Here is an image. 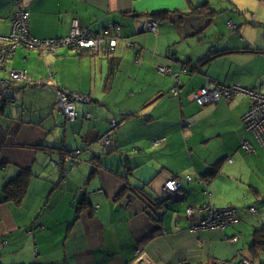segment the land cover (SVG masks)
I'll return each instance as SVG.
<instances>
[{
    "label": "crops",
    "instance_id": "0c3cea01",
    "mask_svg": "<svg viewBox=\"0 0 264 264\" xmlns=\"http://www.w3.org/2000/svg\"><path fill=\"white\" fill-rule=\"evenodd\" d=\"M16 8L29 12L39 40L67 36L76 19L94 32L119 25L120 41L109 57L18 48L0 72L8 79L25 70L34 84L13 83L0 111V264L235 262L243 238L264 224V149L242 122L252 101L239 95L198 107L188 95L215 83L264 94V0H0L1 37ZM164 12V21L151 18ZM57 90L88 99L75 104L73 122L56 109ZM111 121L113 143L102 146ZM21 172V197H5ZM175 176L207 186L183 182L172 200L162 187ZM208 201L234 207L239 222L192 232L200 218L187 208ZM233 236L239 241L229 244Z\"/></svg>",
    "mask_w": 264,
    "mask_h": 264
},
{
    "label": "built area",
    "instance_id": "2783aa9c",
    "mask_svg": "<svg viewBox=\"0 0 264 264\" xmlns=\"http://www.w3.org/2000/svg\"><path fill=\"white\" fill-rule=\"evenodd\" d=\"M30 14L26 10L16 8L12 15L10 25L11 30L8 37L0 36V72L2 71L5 63L14 55L18 48H26L29 50H41L47 54H54L57 50L66 48L75 53L83 50L92 51L109 57L113 54L117 43L120 41L119 25L107 27L99 32H94L89 28L82 27L78 20L74 19L71 23L70 32L67 36L59 39H46L39 40L30 35L28 30ZM227 26L234 34L236 27L232 22H228ZM153 31L154 29L151 28ZM158 72L160 75H173L179 83L176 74H172L167 67H159ZM186 69H183V73ZM13 83H29L33 86L29 76L25 70L11 71L8 79H0V111L8 105L11 101L5 97L7 91L11 89ZM170 94L178 98L179 92L177 89L171 90ZM56 109L61 116L68 122L74 121L76 113V103L86 104L88 99L85 96L75 93H69L64 90H57ZM239 95L247 96L251 99L252 104L250 109L242 117L245 133H251L264 149V94L255 93L239 86H227L224 84H206L203 88L193 91L188 95L191 102L200 107L217 104L221 100L231 101ZM110 129L114 130L116 124L114 121L107 122ZM163 141V140H162ZM111 142L110 134L105 135L100 139L102 146H107ZM156 143H159L157 141ZM155 144V142H154ZM240 148L246 152H251L252 148L250 143L244 138L240 141ZM193 183L194 179L190 176L185 177H171L168 179L163 187L162 192L169 198L180 199L182 184ZM198 185L206 188L207 182L205 179L199 177L195 180ZM207 194V192H204ZM250 213L255 212V208H249ZM188 217L193 215L199 216L200 220L196 225L190 227L192 232L204 231L209 229H224L233 226L238 222V211L234 207H227L223 209L214 208L211 203L205 202L199 206H190L186 210ZM238 242L236 236L228 239L229 244ZM235 262H221L219 264H248L241 251L235 254Z\"/></svg>",
    "mask_w": 264,
    "mask_h": 264
},
{
    "label": "trees",
    "instance_id": "16d2710c",
    "mask_svg": "<svg viewBox=\"0 0 264 264\" xmlns=\"http://www.w3.org/2000/svg\"><path fill=\"white\" fill-rule=\"evenodd\" d=\"M206 7H199L197 8L196 10H199V11H205ZM207 9V8H206ZM195 10V11H196ZM208 13L206 14H209V15H215V11H213L212 9H209L207 10ZM168 17V13L164 12V13H158V14H154V15H151V18L156 20V21H164L166 20ZM229 52H233V51H222V52H215V53H212L208 56H206L204 59H202V62H209L210 60L216 58V57H220V56H223ZM77 54V53H76ZM78 55H80L78 53ZM110 74L111 72L113 71V68L110 67ZM187 72V70H186ZM185 72V73H186ZM171 95V94H170ZM172 96V95H171ZM173 97V96H172ZM221 101H224V100H221ZM197 105V104H196ZM198 106V105H197ZM200 107V106H198ZM204 107V106H203ZM88 117V116H87ZM77 119V116L75 118V120ZM68 122V121H66ZM73 122V121H71ZM115 122V121H114ZM116 124V122H115ZM108 126V125H107ZM116 127H117V124H116ZM109 128V127H108ZM110 129V128H109ZM116 129V128H115ZM114 129V130H115ZM114 130L110 129V132H108V134H110L111 136V142L110 144L113 143V132ZM106 134V135H108ZM100 141V140H99ZM109 144V145H110ZM108 146V145H107ZM217 173V170L212 168L210 169L206 175H210V176H214L215 174ZM175 177H178V176H175ZM197 178L194 179V182L193 183H196L195 180ZM26 183H27V174L25 172H21L19 173V175L12 181H10L4 188H3V194L5 197H13L14 199H19L22 195V193L24 192V189L26 187ZM197 184V183H196ZM139 192H142L141 190H139ZM163 193V192H162ZM164 194V193H163ZM165 195V194H164ZM166 196V195H165ZM167 197V196H166ZM169 198V197H167ZM171 199V198H169ZM174 200V199H172ZM159 203V202H158ZM161 204V203H160ZM238 222H239V219H238ZM237 222V223H238ZM236 223V224H237ZM236 224H234L233 226L231 227H234ZM237 237V236H236ZM238 238V237H237ZM250 242L249 244L247 245V250L250 252V254L252 256H255V257H258L260 254H264V224H261L257 227H254V229L252 230L251 234H250ZM238 241H239V238H238ZM254 258V257H253Z\"/></svg>",
    "mask_w": 264,
    "mask_h": 264
},
{
    "label": "rangeland",
    "instance_id": "374dc122",
    "mask_svg": "<svg viewBox=\"0 0 264 264\" xmlns=\"http://www.w3.org/2000/svg\"><path fill=\"white\" fill-rule=\"evenodd\" d=\"M244 12V11H243ZM253 13H249V12H246L245 13V16L247 17H245V16H242V17H245L246 18V22H244V20L242 21L243 22V24H247L248 26H251L248 22H250L249 21V19L251 20V15H252ZM254 22H257L258 23V20H256V21H254ZM151 23H153V22H151ZM228 23V22H227ZM152 25V24H151ZM229 27V26H228ZM261 27V26H260ZM151 28H153V26L152 27H150V30H151ZM262 30H264V29H262ZM261 31V30H260ZM254 35H256V36H259V39H260V37H261V35H262V33L261 34H259L258 35V33L257 34H255L254 33ZM246 36V35H245ZM215 50H218V49H215ZM203 88V87H202ZM211 105H213V104H211ZM164 185V184H163ZM171 199H173V198H171ZM178 200H180V199H178ZM250 208H255V207H250ZM250 213V212H249ZM256 213V209H255V212L253 213V214H255ZM252 214V213H251ZM249 242H250V240L248 239V237H246V239L245 238H243V247H244V250H242V255L245 257V258H247L249 261H248V264H264V254H260L258 257H255V256H252L251 254H250V252L247 250V245L249 244ZM254 257V258H253ZM252 261V262H251Z\"/></svg>",
    "mask_w": 264,
    "mask_h": 264
}]
</instances>
